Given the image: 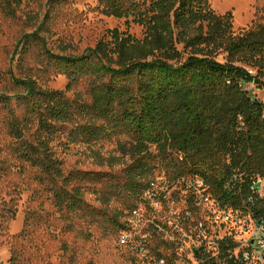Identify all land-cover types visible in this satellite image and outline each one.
<instances>
[{
  "label": "trees",
  "instance_id": "1",
  "mask_svg": "<svg viewBox=\"0 0 264 264\" xmlns=\"http://www.w3.org/2000/svg\"><path fill=\"white\" fill-rule=\"evenodd\" d=\"M25 1L0 3L14 15ZM60 2L48 1L44 21L20 38L16 56L25 70L35 51L38 64L67 76L66 91L42 88L29 69L20 76L11 70L14 95L0 92L7 133L40 170L56 206L82 210L83 182L106 177L65 175L53 144L66 136L69 144L117 141L120 156L93 154L100 166L122 167L108 185L130 211L164 176L172 186L201 179L223 209L264 221V199L251 190L264 180V102L246 89L264 88V23L236 31L233 15L216 13L211 0H98L105 16L140 26L143 38L116 28L82 53L69 45L56 53L44 33ZM102 200L110 206L108 195ZM116 212L121 234L128 220Z\"/></svg>",
  "mask_w": 264,
  "mask_h": 264
},
{
  "label": "rangeland",
  "instance_id": "2",
  "mask_svg": "<svg viewBox=\"0 0 264 264\" xmlns=\"http://www.w3.org/2000/svg\"><path fill=\"white\" fill-rule=\"evenodd\" d=\"M48 1L27 0L16 8L14 15H8L0 3V92L16 93L9 84L10 72L20 76L24 70L17 65V44L24 34L33 32L44 21ZM211 6L220 15L231 13L236 31L264 23V0H211ZM46 19L44 35L56 53H62V45L82 53L116 28L143 38L140 26H127L125 20L105 16L98 0H61ZM34 53L28 57L24 71L32 69L29 74L44 89L66 91L67 76L38 64ZM83 89L79 86L74 91ZM246 89L264 102V88L250 84ZM74 91L68 97H73ZM5 116L0 107V264H162V260L165 264H195L197 259L188 247L192 243L188 237L196 225L206 224L211 229L212 223H216L218 234L231 239L249 236L252 224L247 214L229 209L234 214L226 217L227 209L207 192L201 179H185L172 186L161 176L152 191L155 197L147 205L148 220L155 221L159 228L147 229L145 250L139 251V243L122 246L113 212L120 213L119 219L126 221L130 209L124 205L123 197L118 198L119 191L108 185L117 181L114 175L122 167L100 166L93 154L96 151L106 158L120 156L117 141L69 144L65 136L53 144L66 176L77 172L106 173L98 184L83 182L86 204L82 210L72 212L56 206L53 194L40 180V170L21 158V142L8 135ZM103 194L108 195L110 206L102 200ZM138 205L144 206V202Z\"/></svg>",
  "mask_w": 264,
  "mask_h": 264
},
{
  "label": "built area",
  "instance_id": "3",
  "mask_svg": "<svg viewBox=\"0 0 264 264\" xmlns=\"http://www.w3.org/2000/svg\"><path fill=\"white\" fill-rule=\"evenodd\" d=\"M251 190L254 195L264 199V180L258 178ZM154 197L153 192L147 193L144 206L130 211L128 229L119 236L122 246L130 247L139 243V251L145 250L147 229L159 228L155 221L148 220L147 215V205H150L148 200L152 201ZM224 214L232 217L234 212L227 209ZM247 216L252 229L248 238L243 240L220 236L216 231V223H212L211 229L206 224L196 225L195 231L188 237L192 241L188 247L197 259L195 264H264V221H258L252 215ZM181 252H185L184 245L181 246ZM162 264H165L164 260Z\"/></svg>",
  "mask_w": 264,
  "mask_h": 264
}]
</instances>
